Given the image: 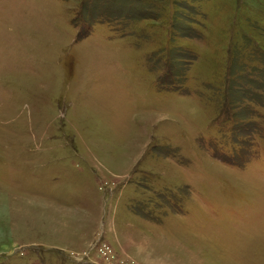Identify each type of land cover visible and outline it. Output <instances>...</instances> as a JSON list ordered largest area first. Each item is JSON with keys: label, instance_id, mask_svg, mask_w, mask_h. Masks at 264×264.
<instances>
[{"label": "rangeland", "instance_id": "374dc122", "mask_svg": "<svg viewBox=\"0 0 264 264\" xmlns=\"http://www.w3.org/2000/svg\"><path fill=\"white\" fill-rule=\"evenodd\" d=\"M0 264H264V0H0Z\"/></svg>", "mask_w": 264, "mask_h": 264}]
</instances>
